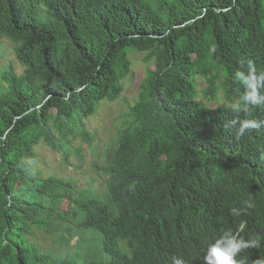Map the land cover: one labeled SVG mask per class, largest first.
<instances>
[{"label":"trees","instance_id":"16d2710c","mask_svg":"<svg viewBox=\"0 0 264 264\" xmlns=\"http://www.w3.org/2000/svg\"><path fill=\"white\" fill-rule=\"evenodd\" d=\"M26 5L0 0V39L15 44L24 68L0 71V264H84L71 254L81 231L102 235L108 264H171L174 256L204 264L228 230L260 241L236 259L264 261V106L233 109L244 90L233 79L240 62L264 72V0ZM133 53L148 67L101 169L105 196L43 175L36 147L66 164L82 157L75 143L93 141L86 123L121 97ZM234 119L257 127L238 135V124L228 126ZM51 246L60 253L45 252Z\"/></svg>","mask_w":264,"mask_h":264},{"label":"rangeland","instance_id":"374dc122","mask_svg":"<svg viewBox=\"0 0 264 264\" xmlns=\"http://www.w3.org/2000/svg\"><path fill=\"white\" fill-rule=\"evenodd\" d=\"M19 1L27 10L26 2L29 0ZM43 8L44 6L41 4L38 9L39 14ZM38 18L42 20L40 15ZM143 59L144 55L131 54V78L124 82V91L121 97L114 103L103 102L99 110L89 117L86 123V130L93 141L91 143H84V141L79 139L75 143L77 147L82 149V157L72 154L68 160L70 164H66L62 162V157L58 153L52 151L46 145L40 144L36 147L38 153L36 167L43 172V175H56L65 181H74L75 187L78 188L77 190H80V188L81 190H87L91 187L100 196H105L107 176L105 173H101V169L107 170L106 167L110 161V155L117 147L119 135L127 126L124 122L129 121L127 116L129 106L134 105L140 99V93L142 92L141 85L144 83L148 67L147 64H144ZM10 65L19 74L24 71V68L16 60L15 44L8 39H0V71H4ZM199 83L201 85V81ZM3 87L5 85L0 80V92ZM201 97L200 95L201 103L209 105V102L205 98L201 99ZM214 105H216V102H211L210 106L214 107ZM73 190L74 188L72 187L67 192L72 201V195L75 193H73ZM78 197L80 196L76 195V198ZM101 199L105 200L104 198ZM67 206L68 202L62 208L66 210ZM73 234L79 236L74 230ZM78 234H85V238L79 243L80 245L76 251H71L73 256L79 257L80 255L84 264H108L113 261V257L103 251V237L100 233L95 231L92 234L86 235L85 231H81ZM76 242L77 238L72 240L71 245L73 246ZM123 244L125 243L120 242V248L127 253ZM47 249L46 251L44 250L47 253H60V251L52 246L47 247Z\"/></svg>","mask_w":264,"mask_h":264},{"label":"clouds","instance_id":"9594fccd","mask_svg":"<svg viewBox=\"0 0 264 264\" xmlns=\"http://www.w3.org/2000/svg\"><path fill=\"white\" fill-rule=\"evenodd\" d=\"M233 79L243 86V94L240 101L233 105V109L237 112L243 110L247 112L250 107L264 106V72H257L256 66L248 61L247 65L243 61L240 62L239 68L234 72ZM238 127V135H243L246 130L257 127L254 121H238L232 120L228 126ZM249 207L251 205L249 204ZM233 215H239L240 210L231 209ZM241 230L244 225L241 224ZM249 247L259 248V239H237L231 230L222 233L214 243L210 244L205 254L204 264H246L244 259H236L237 254L242 249ZM171 264H184V260L174 256ZM258 264H264V261H258Z\"/></svg>","mask_w":264,"mask_h":264}]
</instances>
